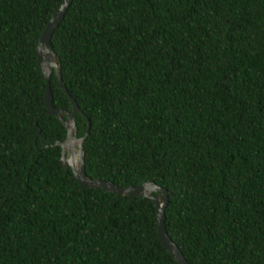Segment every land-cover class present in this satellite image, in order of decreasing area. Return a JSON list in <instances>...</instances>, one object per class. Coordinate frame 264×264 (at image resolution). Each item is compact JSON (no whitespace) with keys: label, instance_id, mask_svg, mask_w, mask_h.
<instances>
[{"label":"trees","instance_id":"obj_1","mask_svg":"<svg viewBox=\"0 0 264 264\" xmlns=\"http://www.w3.org/2000/svg\"><path fill=\"white\" fill-rule=\"evenodd\" d=\"M61 2L0 0V264H177L151 199L60 165L36 46ZM50 48L86 175L164 187L188 264H264V0H72Z\"/></svg>","mask_w":264,"mask_h":264},{"label":"water","instance_id":"obj_2","mask_svg":"<svg viewBox=\"0 0 264 264\" xmlns=\"http://www.w3.org/2000/svg\"><path fill=\"white\" fill-rule=\"evenodd\" d=\"M72 0H62L60 7L54 11L43 29L36 46V55L38 59L39 66L41 68V72L43 74L45 80V91H44V102H45V112L50 115L56 116L64 125L66 129V138L64 141H58L57 144L61 147V157H60V165L67 169H70V176L72 179L77 181L81 186L88 188H96L102 189L108 192L120 194V195H137L147 197L152 200L155 205L156 210V224H157V235L160 239L164 248L171 254L177 264H188L184 255L174 243V241L168 235L165 227V209L168 204V193L167 190L157 185L153 182H146L138 186H119L111 181H106L100 178L91 179L85 173L84 166V152L82 149V142L84 137H86L89 133L90 124L88 122L87 129L83 137H76V126L74 120V114L79 112L82 113V110L79 108L77 102L73 99V97L69 94L67 89L62 83V76L60 67L58 64V57L50 48V38L52 36L53 31L56 29L60 21L62 20L65 11L67 10L69 4ZM52 60L54 62L53 65L49 63ZM49 67V68H47ZM55 73L57 77V81L59 87L64 91V93L69 98L72 109L71 111H67L62 108H56L52 105V93L50 89L49 78L52 73ZM71 129V130H70ZM72 131L73 133V141L78 143V148L74 151V145H70L67 148L69 149V153L65 154L64 148L65 144L69 138V133ZM77 157V165H74L73 162L76 161ZM150 190V193H148Z\"/></svg>","mask_w":264,"mask_h":264},{"label":"bare ground","instance_id":"obj_3","mask_svg":"<svg viewBox=\"0 0 264 264\" xmlns=\"http://www.w3.org/2000/svg\"><path fill=\"white\" fill-rule=\"evenodd\" d=\"M49 63H51V65H53L54 64V62L52 61V60H50L49 61ZM47 68H49V67H47ZM71 130V129H70ZM73 133H72V131H70V133H69V138H68V140H67V142H66V144H65V147H68V146H70V145H74L75 143H76V141H73ZM77 157H76V161H74L73 162V164L74 165H77ZM148 193H150V190H148Z\"/></svg>","mask_w":264,"mask_h":264},{"label":"rangeland","instance_id":"obj_4","mask_svg":"<svg viewBox=\"0 0 264 264\" xmlns=\"http://www.w3.org/2000/svg\"><path fill=\"white\" fill-rule=\"evenodd\" d=\"M77 148H78V143L76 142V143L74 144V151H76ZM64 152H65V154H68V153H69V149H68L67 147H65V148H64Z\"/></svg>","mask_w":264,"mask_h":264}]
</instances>
